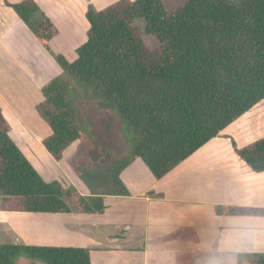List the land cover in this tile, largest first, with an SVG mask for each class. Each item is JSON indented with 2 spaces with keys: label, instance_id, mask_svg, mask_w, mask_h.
Instances as JSON below:
<instances>
[{
  "label": "trees",
  "instance_id": "16d2710c",
  "mask_svg": "<svg viewBox=\"0 0 264 264\" xmlns=\"http://www.w3.org/2000/svg\"><path fill=\"white\" fill-rule=\"evenodd\" d=\"M63 69L39 92L36 111L48 135L42 144L57 162L84 140L80 103L95 102L125 124L133 147L160 179L244 115L264 109V0H187L168 10L163 0H119L103 10L89 5L87 40L73 60L55 48L59 34L34 0L11 4ZM145 33L158 42L151 49ZM0 121V207L5 211L101 213L104 199L85 197L46 181ZM133 133L136 138H133ZM237 154L253 172L264 171V137ZM128 148V149H129ZM130 163V162H128ZM128 163L124 164L125 167ZM115 182L126 188L118 178ZM225 215L264 216V209L220 207ZM20 258L42 264H92L83 247L0 244V264ZM264 264V254L257 255Z\"/></svg>",
  "mask_w": 264,
  "mask_h": 264
},
{
  "label": "crops",
  "instance_id": "0c3cea01",
  "mask_svg": "<svg viewBox=\"0 0 264 264\" xmlns=\"http://www.w3.org/2000/svg\"><path fill=\"white\" fill-rule=\"evenodd\" d=\"M6 1L24 0H0V115L19 148L28 149L34 142L43 146L49 133L47 129L41 139L37 135V122L45 123L36 111L43 100L39 90L63 69ZM34 1L59 32L55 48L64 55L71 52L73 58L87 40L89 5L100 11L119 0ZM247 116L160 179L142 158L133 159L118 175L126 195L120 194L123 190L95 189V184L76 190L85 197H102L106 208L101 213L0 207V244L88 248L92 264H258L257 255L264 254V216L218 212L220 207L264 209V171H251L234 146L264 137L237 131ZM257 119L263 122L264 116ZM66 153L60 162L46 154L54 174L45 179L60 182L65 190L68 181L66 175L65 182L59 177L57 164L66 160ZM91 219L96 227H111L103 239L88 235L84 227Z\"/></svg>",
  "mask_w": 264,
  "mask_h": 264
},
{
  "label": "rangeland",
  "instance_id": "374dc122",
  "mask_svg": "<svg viewBox=\"0 0 264 264\" xmlns=\"http://www.w3.org/2000/svg\"><path fill=\"white\" fill-rule=\"evenodd\" d=\"M186 1L187 0H163L165 7L170 11ZM139 26L144 33L147 45L151 49H156L158 47V42L154 37L145 33V21L140 20ZM65 55L69 59L75 58V55L72 58L71 52H65ZM80 109V120L84 129V140L82 142H77L74 147H69L67 149L66 160L57 164V167L62 173V175L60 173L59 177L62 176V181L65 182L63 176L66 175L68 183L66 182L64 184L67 190H81L83 185L91 189L94 184L95 189L98 190L100 188L105 190H123L121 185H117L116 182L112 181L109 171L114 166L118 169L123 168L124 164L133 160L134 145L131 144L129 148L130 141L124 131L125 124L113 111L99 110L95 102L83 101L80 103ZM263 114L264 109L254 116H247V119L240 122L243 124L238 126L237 131L254 134L256 138L263 136L264 121L261 122L257 119V116H264ZM0 121H3L1 115ZM37 128L38 129L36 130L38 133H36L40 136V139L47 135L45 123L39 120V122H37ZM132 136L133 138H136L134 133ZM29 145L28 149H24L23 146H20L21 151L25 154L38 173L44 179H49L53 176L54 169L52 170V167L47 166L46 160L48 155L46 154L48 153L40 143L38 144L34 142L30 146ZM41 148L45 151H42ZM45 163L46 165L43 168ZM66 172L68 174H66ZM64 199L73 212L79 211L77 203L73 198L65 195ZM98 219L100 220V217H95V220ZM92 221L93 220L91 219V221H89L84 227L87 230L88 235L100 236L103 239L104 232L111 230V227L108 225L96 227L95 223ZM18 264L32 263L27 260H21Z\"/></svg>",
  "mask_w": 264,
  "mask_h": 264
},
{
  "label": "flooded vegetation",
  "instance_id": "af4514ba",
  "mask_svg": "<svg viewBox=\"0 0 264 264\" xmlns=\"http://www.w3.org/2000/svg\"><path fill=\"white\" fill-rule=\"evenodd\" d=\"M125 153V152H124ZM118 170V168H115V166L109 171L110 174V178L112 179L113 182H115V175H116V171ZM88 182V181H87Z\"/></svg>",
  "mask_w": 264,
  "mask_h": 264
}]
</instances>
